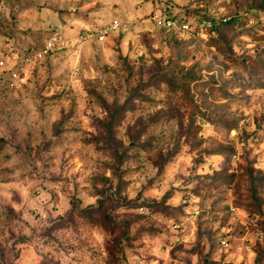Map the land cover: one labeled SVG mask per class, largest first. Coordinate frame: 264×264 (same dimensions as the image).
I'll return each instance as SVG.
<instances>
[{"label": "rangeland", "instance_id": "rangeland-1", "mask_svg": "<svg viewBox=\"0 0 264 264\" xmlns=\"http://www.w3.org/2000/svg\"><path fill=\"white\" fill-rule=\"evenodd\" d=\"M151 2L189 28L135 33L144 21L155 24L152 11L129 27L138 44L128 39L125 45L128 33L121 30L110 44L93 41L92 53L81 51L73 69L70 53L93 35L89 29L73 24L74 35L64 32L53 41L59 29L42 27L46 21L38 15L48 5L0 0L3 43L33 61L29 82L44 148L72 175L71 192L61 190L69 196L71 223L60 230L77 238L95 231L106 237V264H137L149 241L172 235L173 228L187 234L192 224L185 222L195 216V243L175 245L168 264H264V0ZM102 9L96 4L89 12ZM50 11L66 28L63 17L78 14ZM46 42L52 47L45 51ZM94 196L100 197L95 205L81 207ZM146 260L166 264L156 255Z\"/></svg>", "mask_w": 264, "mask_h": 264}, {"label": "clouds", "instance_id": "clouds-1", "mask_svg": "<svg viewBox=\"0 0 264 264\" xmlns=\"http://www.w3.org/2000/svg\"><path fill=\"white\" fill-rule=\"evenodd\" d=\"M37 3L48 5L38 13L46 21L42 27L54 24L59 29L57 35L52 36L53 41L64 32L74 35L70 31L73 24L77 30L87 28L93 33L84 39L75 52L70 53L73 69L75 59L79 58L81 51L86 55L92 53L90 45L93 41L97 45L106 42L110 44L111 37L117 36L121 30L128 33L125 45L128 39L138 44L139 38L129 33V27L138 18L152 11L156 12L155 24L150 20L144 21L135 27V33L153 30L155 34L161 27H176L171 23L165 25V17L160 11L163 5L157 4L154 8L151 0L147 3L145 0H37ZM177 3L187 4L188 0H177ZM96 4L103 5V9L89 12ZM113 5L119 7L114 9ZM50 8H74L78 9V14L63 17L67 21L66 28L60 23L57 13L50 11ZM121 25H124L123 29ZM3 41L4 38L0 37V49L6 50L9 55L6 57L4 51H0V139L5 141L0 145V264H41V261L44 264H56L57 261L59 264H106L110 259L105 251L106 237L93 231L77 238L70 231L60 230L63 225L71 223L65 215L69 209V196L61 190L67 189L71 192L72 175L61 172L52 159L56 153L44 148L45 142L39 135L41 122L36 112L39 101L36 98L34 83L29 82L33 61L25 57L23 50L13 49L11 42L4 44ZM60 46H63L62 40ZM51 47L52 45L46 42L45 51ZM63 67H69V62L66 61ZM60 71H63V68ZM56 75L59 76L60 72ZM72 78L75 79L74 71ZM5 87L8 89L7 93L3 91ZM29 132L32 133L31 137ZM165 161L166 156L162 155L158 163L163 164ZM180 171L185 175L189 174L184 169ZM105 175L111 176V172L106 171ZM53 177L61 182L52 183ZM177 183L183 184L182 181ZM187 187L191 189L194 183L188 184ZM53 191L57 194L59 203L52 199L50 193ZM135 195L133 192L130 198ZM155 195H163V190ZM98 199V196L86 199L81 207L95 205ZM191 200L198 203L195 196H192ZM169 203H178V200ZM136 211L148 213L146 208H138ZM195 219L196 217L192 216L185 222L192 224L190 232L186 229L187 234H177L173 228L172 235L163 234L156 240L149 241L148 246L141 250L140 257L136 258L137 264H158L157 260H146L150 255L163 258L168 264V253L175 245L182 243L186 248H191L196 241ZM81 241H87L88 247ZM227 247L225 244V248ZM89 248L92 251H89ZM94 252L98 254L94 256ZM17 253H20V259H16ZM235 258L237 261L243 259L239 253L235 254Z\"/></svg>", "mask_w": 264, "mask_h": 264}, {"label": "built area", "instance_id": "built-area-1", "mask_svg": "<svg viewBox=\"0 0 264 264\" xmlns=\"http://www.w3.org/2000/svg\"><path fill=\"white\" fill-rule=\"evenodd\" d=\"M164 23H165V25H167L169 23L176 25V27L173 29H177L178 31H186L189 28L188 24H186V23L179 24L174 18H171V17L165 18ZM164 28H166V27H164ZM166 29H168V28H166Z\"/></svg>", "mask_w": 264, "mask_h": 264}, {"label": "trees", "instance_id": "trees-1", "mask_svg": "<svg viewBox=\"0 0 264 264\" xmlns=\"http://www.w3.org/2000/svg\"><path fill=\"white\" fill-rule=\"evenodd\" d=\"M169 30H171V31H173V32H175V33H177V32H178V30H177V29H169Z\"/></svg>", "mask_w": 264, "mask_h": 264}]
</instances>
